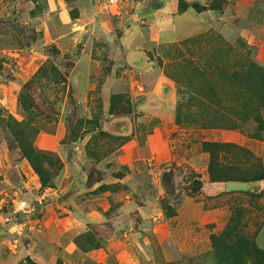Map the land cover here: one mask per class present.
<instances>
[{
  "label": "rangeland",
  "instance_id": "obj_1",
  "mask_svg": "<svg viewBox=\"0 0 264 264\" xmlns=\"http://www.w3.org/2000/svg\"><path fill=\"white\" fill-rule=\"evenodd\" d=\"M104 1L0 0V198L48 195L0 226V264H264V180L211 182L202 149L230 144L234 177L264 167L262 81L227 78L248 61L264 75V0ZM126 139L140 150L120 163Z\"/></svg>",
  "mask_w": 264,
  "mask_h": 264
},
{
  "label": "trees",
  "instance_id": "obj_2",
  "mask_svg": "<svg viewBox=\"0 0 264 264\" xmlns=\"http://www.w3.org/2000/svg\"><path fill=\"white\" fill-rule=\"evenodd\" d=\"M239 72H232L231 74H227L228 84L230 85V83H232L231 82L232 80L235 81L237 79V76L240 74L241 75L240 79H242L241 82H243L241 85L245 86V88H242L244 93L245 94H251V92L253 91V89H252L253 86L251 85V81H252V78L256 75L260 79V81H262V84H260V87L258 89L254 90L255 95H253L251 97L253 99H255L257 102L258 101L259 102L260 101H264V75L262 74V72L260 70H258V68H255V66L253 64H251L249 61L245 62L244 65L242 64L241 69L239 70ZM251 97L243 99L242 103H241L242 104V106H241V108H242L241 109V115L246 117V118L251 116V113L249 114L247 112L248 111V107H249L248 106L249 105V100L251 99ZM228 100H229L228 97L224 98V101H228ZM201 102H202V100L199 99V103H201ZM230 103H232V100L230 101ZM252 117H253L254 121H256V123H261V120H259V118H257V114L256 115L252 114ZM205 119H206V121L202 122V125H205L206 127L212 125V123H211L212 119L211 118L208 120L205 117ZM229 145L230 144H220V143H215V142H203L202 143L203 151H205V152L210 154V163H209V166H208V172H209V176H210L211 182H229V181L254 182V181L264 180V167L263 166H259V165L253 166V168L251 167L249 169V172H247L248 171L247 170L246 172L247 173H251V174H247L249 176H246V177L245 176H243V177H234L231 174L224 173V172H227L229 170L225 169L222 166L223 163L220 164L219 162H217V158L218 157H217L216 152L217 151H222L223 146H229ZM240 150L243 151L242 149H240ZM245 153L248 154L247 151H245ZM250 157H248V159ZM27 158L30 159V155L29 154L27 155ZM251 160H253L252 157H251ZM246 172H244V173H246ZM262 258H264V256ZM218 260H219V263H222L220 258Z\"/></svg>",
  "mask_w": 264,
  "mask_h": 264
},
{
  "label": "crops",
  "instance_id": "obj_3",
  "mask_svg": "<svg viewBox=\"0 0 264 264\" xmlns=\"http://www.w3.org/2000/svg\"><path fill=\"white\" fill-rule=\"evenodd\" d=\"M119 13H120V10H119ZM158 83H159L160 86L162 85V83H160V81ZM164 87L165 86L163 85L161 87V89L164 88ZM173 92H174L173 94L172 93H170V94H172L173 97L175 95V97H174L175 102L179 103L180 98H177V95H176L177 94L176 93L177 91H176V88L175 87H173ZM180 93H182V92H180ZM185 93H182L181 94L182 95V98L185 99V102L187 104H189L188 107H192L193 106L192 105L193 96L188 95L187 93L185 94ZM181 95H180V97H181ZM160 121L161 120L158 121V124H161ZM158 127H159L158 125L156 127L153 126V128L151 130L152 134L149 131L146 134L147 136H146V141H145V144H144L145 145V151L146 152L144 153V155L142 157L143 160L144 159L147 160L149 166L151 165L153 167V170H150V173H152L153 176H154L153 179H155L157 177V174L159 173V170H160L159 165L162 164L163 161H164V159H165V156H160V154L164 150V148L169 145V140H168V138H165L166 135L164 134L162 128H158ZM127 129H128V126H127L126 130ZM129 130L130 129H128V132H129ZM124 134L127 135V132L125 131ZM204 134H205V132L202 131L201 132L202 137L204 136ZM220 135L221 134H218L217 135L218 136L217 138H213L210 141H216V142L225 141V137H221L222 135L221 136ZM121 150L125 151V155L124 156H121L119 158V162L120 163H129L130 162V158L131 157H134L133 153H139L140 147H139L138 141H133V140L126 139L124 145L121 146ZM145 156H147V157H145ZM204 157L207 158L208 155H207V153H204L203 152L202 155L200 156V159L202 160V159H204ZM151 161H152V163H150ZM196 162H197V160H194L193 158H190V160L187 163L190 166H192V167L195 168V166L197 165ZM153 181L155 183L156 180H153ZM216 185H218V184H216ZM39 195H44L45 196L46 194H39ZM35 196H37V195H35ZM46 196H48V195H46ZM218 220H219L218 223L215 225L217 227L218 226H221V225H224V223L226 221V218H224L223 216H221L220 218H218ZM212 224L213 223H211V225Z\"/></svg>",
  "mask_w": 264,
  "mask_h": 264
},
{
  "label": "built area",
  "instance_id": "obj_4",
  "mask_svg": "<svg viewBox=\"0 0 264 264\" xmlns=\"http://www.w3.org/2000/svg\"><path fill=\"white\" fill-rule=\"evenodd\" d=\"M125 0H105L102 10L111 14H118L119 3ZM46 199L44 195L33 196L30 199H20L16 195L7 199L0 198V226L20 227L19 217H29L38 209L44 207Z\"/></svg>",
  "mask_w": 264,
  "mask_h": 264
}]
</instances>
